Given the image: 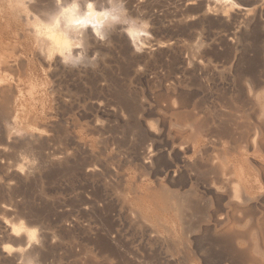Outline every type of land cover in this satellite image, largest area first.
<instances>
[{
	"label": "rangeland",
	"instance_id": "374dc122",
	"mask_svg": "<svg viewBox=\"0 0 264 264\" xmlns=\"http://www.w3.org/2000/svg\"><path fill=\"white\" fill-rule=\"evenodd\" d=\"M0 264H264V0H0Z\"/></svg>",
	"mask_w": 264,
	"mask_h": 264
},
{
	"label": "bare ground",
	"instance_id": "6f19581e",
	"mask_svg": "<svg viewBox=\"0 0 264 264\" xmlns=\"http://www.w3.org/2000/svg\"><path fill=\"white\" fill-rule=\"evenodd\" d=\"M53 36V35H52ZM56 36V35H55ZM54 38V37H53ZM55 46H56V48L58 49V50H66L67 48H68V42H67V40L66 39H62L60 36L56 39V41H55ZM15 231L17 230V229H14ZM14 231V232H15ZM18 233V232H17ZM14 234V233H13ZM15 235V234H14Z\"/></svg>",
	"mask_w": 264,
	"mask_h": 264
}]
</instances>
